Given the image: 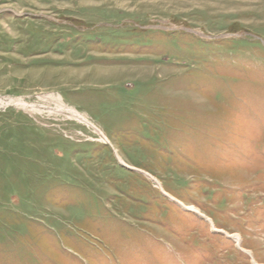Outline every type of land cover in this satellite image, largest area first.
Listing matches in <instances>:
<instances>
[{
	"label": "rangeland",
	"instance_id": "obj_1",
	"mask_svg": "<svg viewBox=\"0 0 264 264\" xmlns=\"http://www.w3.org/2000/svg\"><path fill=\"white\" fill-rule=\"evenodd\" d=\"M0 264H264V0H0Z\"/></svg>",
	"mask_w": 264,
	"mask_h": 264
},
{
	"label": "bare ground",
	"instance_id": "obj_2",
	"mask_svg": "<svg viewBox=\"0 0 264 264\" xmlns=\"http://www.w3.org/2000/svg\"><path fill=\"white\" fill-rule=\"evenodd\" d=\"M55 99H56L57 102H58V104H57V111H58V112H61L62 110L67 111L69 114H71V116H73V117L79 119L80 121L85 122V123L88 124V122H86V120L83 119V118H82L77 112H75L73 109H71V108L69 109V108H67L66 106L62 105L61 98H60L59 96H56ZM101 135H102V139H103V140H106V138L103 136L102 133H101ZM187 209H189L190 211H193V212H196V213H199V214H200V212H199L194 206H189ZM200 215H201V214H200ZM204 217H205V216H204ZM235 239H236V242H237V243L240 242L239 237L236 236Z\"/></svg>",
	"mask_w": 264,
	"mask_h": 264
}]
</instances>
